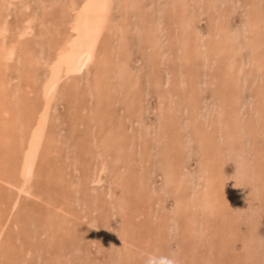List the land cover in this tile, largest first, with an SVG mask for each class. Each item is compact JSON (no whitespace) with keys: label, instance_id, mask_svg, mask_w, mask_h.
<instances>
[{"label":"rangeland","instance_id":"rangeland-1","mask_svg":"<svg viewBox=\"0 0 264 264\" xmlns=\"http://www.w3.org/2000/svg\"><path fill=\"white\" fill-rule=\"evenodd\" d=\"M0 22L21 50L0 64V264H264V0H0Z\"/></svg>","mask_w":264,"mask_h":264},{"label":"bare ground","instance_id":"bare-ground-1","mask_svg":"<svg viewBox=\"0 0 264 264\" xmlns=\"http://www.w3.org/2000/svg\"><path fill=\"white\" fill-rule=\"evenodd\" d=\"M1 13H2V11H1ZM107 13L108 12H106V10L104 9L103 4H101V6H99L97 8L95 7L93 9V14H92L93 16L91 19L92 22L90 23L88 29L86 30L83 39L80 41V43L76 47L74 46L75 47L73 49L74 51H72L73 53L71 54V57H70V58H72L70 72H72L73 75L78 76V75L82 74L96 59V57L100 51L99 49H100V44H101V39H102L101 38L102 32H103L104 26H106L105 23L108 22V21L105 22ZM8 16H9V14H7V17ZM26 23H30V19ZM6 24H7L6 22H4V23L0 22V35H4L2 37V39L0 40V64L1 65L3 64L4 61L9 62V65L12 64L16 59H18L20 61L19 56L21 55V54L18 55L19 51H21L20 49L17 48L18 46L16 47L15 45H10V46L5 45V40L9 36V35H7L9 28L7 27ZM29 26L30 25H28V29L18 30L16 32L17 36H19V38L23 39L26 35H28L30 30H31V27L29 28ZM10 39H12V38H10ZM55 61L56 62H55V65L53 67L52 76H51V78L48 77L49 80L47 78V82L45 80L46 83H44L45 90L43 89L44 90L43 92H44V96H45L46 101H49L52 97L55 96V94L58 92V90L62 84V78H63V74H64V71H63L64 66L62 63L63 59L60 58L59 60H55ZM18 64L20 65V63H18ZM9 65H8V63H6V67L10 68ZM64 65H65V63H64ZM6 80H8V79H6ZM8 82L10 83V80ZM6 86H7V83H6ZM5 88H4V90H6V92H7L8 90ZM8 95H9V93L7 94V96ZM8 110L7 109L3 110V113L6 112L5 113L6 116H7V114H9ZM1 114H2V112H0V115ZM3 117H5V116H3ZM42 119H44V118H42ZM5 121H6V119H5ZM42 121L43 120H41V122ZM44 127H45L44 125L43 126L38 125V127H37L36 133L33 137V140H32L31 146H30L29 154L26 157L27 160L24 162L25 163L24 167L21 169L22 172L20 170L21 174L19 175L20 172L17 174V171L14 172L15 179L18 177H21L20 180L22 181L23 185L31 184V182H33L35 177H36L37 160L39 158L40 150H41V147L43 144V136L45 135L44 134V131H45ZM232 137H231V139H233ZM17 203L14 204V207H17ZM14 224H16L15 226H17V223H14Z\"/></svg>","mask_w":264,"mask_h":264}]
</instances>
